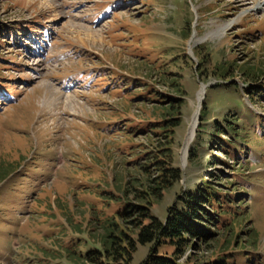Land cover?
Masks as SVG:
<instances>
[{
  "label": "rangeland",
  "instance_id": "374dc122",
  "mask_svg": "<svg viewBox=\"0 0 264 264\" xmlns=\"http://www.w3.org/2000/svg\"><path fill=\"white\" fill-rule=\"evenodd\" d=\"M201 52L208 56L202 64ZM230 62L264 70V0H0V264H72L65 252L51 263L38 250L51 247L49 235L57 236L51 230L60 233L59 246L75 248L77 255L100 246L91 239V232L101 230L93 215L110 217L123 203L107 198V206L97 202L89 210L91 199L84 195L96 194L98 185L85 175L101 179L105 196L115 190L118 197L116 182L138 176L132 166L143 158L130 162L125 153L133 148L138 154L150 141L132 138L127 120L132 114L160 117L151 104L156 100L135 103L148 86L178 95L161 76L184 92L172 144L184 173L153 213L163 219L174 192L191 188L207 171L231 177L221 162L216 169L208 164V150L230 163L246 156L262 187L248 200L257 249L264 252V173L258 174L264 171V76L252 82L237 71L224 78L207 69L202 81L197 73ZM201 83L207 85L202 100L207 135L214 123L220 126L233 115L245 127L246 106L262 117L253 123L246 153L230 148L226 155L222 142L206 137V147L195 153L199 161H189L196 132L186 147L185 141ZM248 88L261 96L250 101ZM258 151L262 158L256 159ZM61 204L69 210L58 209ZM149 249L139 246L131 264H140ZM162 251L170 253L173 246ZM209 257L188 246L180 261Z\"/></svg>",
  "mask_w": 264,
  "mask_h": 264
},
{
  "label": "trees",
  "instance_id": "16d2710c",
  "mask_svg": "<svg viewBox=\"0 0 264 264\" xmlns=\"http://www.w3.org/2000/svg\"><path fill=\"white\" fill-rule=\"evenodd\" d=\"M199 55L201 56L200 64L207 62L206 54L204 56L201 52ZM207 69H210L212 75L224 78L234 77L237 71L245 80L252 82H258L264 76V70L260 67H249L246 62L237 66L230 62L224 65L215 63L213 66L203 67L200 72H197L200 74V80L203 81L208 77L205 76ZM161 77H163V83L169 85V89L178 95L161 94L153 85L148 86L150 88L144 92L145 96H138L135 103L147 105L145 97L156 100L151 104L154 105L153 112L160 113V117L157 118L154 115L139 117L132 114L131 120H127L128 133L132 138L144 136L150 141V144L143 146V150L141 149L138 154H135L133 148L131 154L125 153L127 157L132 158L130 162L137 163L143 158L132 166L136 169L138 176L133 179L125 177V180L122 177L123 183L118 182L117 184L116 182V191L121 190L118 197L115 195V190L109 192V196H105L106 190L101 187V179L97 180L85 175L87 179L98 185L96 194L86 193L84 195L91 199L88 202L89 210H92L91 206L96 207L97 202L107 206V198L123 203L122 207L110 217L99 219L98 216L92 214L97 219L101 230L94 235L91 232V239L94 244L99 243L100 246L94 245L83 255H77L75 248L72 250L67 246H59L62 237L58 236L60 233L57 234L51 230L52 234L57 235L48 237L46 234L52 242L51 247L38 249L48 262L52 263L54 261L52 259L61 257V253L65 252L68 255L67 260H70L72 264H131L137 248L149 244V252L140 264H264V252L257 249V230L252 227L251 207L253 205L248 200L254 192L259 194L262 187L258 184L257 173L250 171L247 166L246 156L240 162L234 159L230 163L228 159L223 161L218 156H213L208 150L206 153L208 164L216 169V165L221 162L223 167L230 168L231 177L225 176L221 179L217 173L207 171L201 174L202 178L191 188L186 190L180 188L179 191L174 192V203L168 207L163 219L153 213L154 205L176 188L184 173L177 164L175 152L172 150L174 129L179 125L184 92L178 82H168L165 76ZM234 85L236 86L235 83L230 86ZM246 91L252 102L258 96L256 93L260 96L262 94L259 91L252 92L249 88ZM133 92H136L135 89L129 93ZM245 109L250 115V120L245 127L237 116L233 115L228 119H223L224 123L220 126L214 123V131L207 135L206 130L202 128L207 112V103L203 102L199 114L201 124L197 128L196 142H193L189 148V161L192 165L195 161H199V156L195 153L206 147L207 144H202L206 137L210 140L217 138L219 142H222L223 153L226 155L230 148L243 154L247 152V147H250V133H254L251 132V128L254 130L253 123L262 117L252 112L248 106ZM158 131L170 133L161 135ZM225 135L227 138H223ZM138 148L141 147L138 146ZM261 154V152L257 153L256 159L262 158ZM121 156L125 157L124 154ZM96 164L103 172L104 166L97 161ZM96 164L92 163L93 166ZM87 168L90 166L87 165ZM260 173L264 171L258 174ZM104 174H107V170ZM237 178L245 184L242 182L240 184ZM58 209L69 210L68 206L62 204ZM78 224H75L74 231L79 234L81 232H79L80 225ZM43 238L46 237L43 236ZM164 245L173 246V251L160 253V247ZM188 246L192 247L195 252L210 254L209 260L201 263L195 260L194 262L187 260L181 262V257ZM34 262L32 260L29 263Z\"/></svg>",
  "mask_w": 264,
  "mask_h": 264
},
{
  "label": "bare ground",
  "instance_id": "6f19581e",
  "mask_svg": "<svg viewBox=\"0 0 264 264\" xmlns=\"http://www.w3.org/2000/svg\"><path fill=\"white\" fill-rule=\"evenodd\" d=\"M205 90H206V85L204 83H201L200 89L197 94V104L195 105L194 115H193V118H192V121L189 127V131L186 137L185 147L187 146V143L194 137L193 135L195 134V129L198 124L199 117H200L199 114L201 110L202 100L206 92Z\"/></svg>",
  "mask_w": 264,
  "mask_h": 264
}]
</instances>
